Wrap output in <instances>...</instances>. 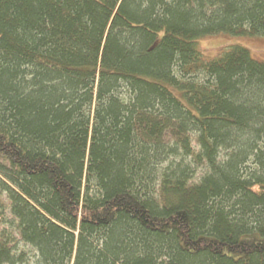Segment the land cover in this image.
<instances>
[{
	"label": "trees",
	"instance_id": "obj_1",
	"mask_svg": "<svg viewBox=\"0 0 264 264\" xmlns=\"http://www.w3.org/2000/svg\"><path fill=\"white\" fill-rule=\"evenodd\" d=\"M220 32L264 0H0V264H264V61Z\"/></svg>",
	"mask_w": 264,
	"mask_h": 264
},
{
	"label": "rangeland",
	"instance_id": "obj_2",
	"mask_svg": "<svg viewBox=\"0 0 264 264\" xmlns=\"http://www.w3.org/2000/svg\"><path fill=\"white\" fill-rule=\"evenodd\" d=\"M232 45H240L247 48L250 52V55L260 61H264V35L257 36H248V35H235L230 33H214L209 35H204L197 39V46L202 52L205 58H213L219 55L223 50L227 49ZM165 143H170V139L165 137L163 139ZM191 145L193 149L197 152L198 145L196 141H192ZM191 158L187 159V162L191 163ZM195 175L198 177L204 170L203 166L194 165ZM2 200L5 207L4 218L2 220L3 226L7 227L15 237V242L13 246H16L15 251H24L25 253L32 254L34 253L33 249L20 240L17 230V220H15L10 213V202L7 199L6 195L3 194ZM14 221V222H13Z\"/></svg>",
	"mask_w": 264,
	"mask_h": 264
}]
</instances>
